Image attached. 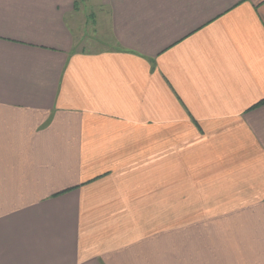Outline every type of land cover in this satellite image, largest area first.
I'll use <instances>...</instances> for the list:
<instances>
[{"label": "crops", "instance_id": "0c3cea01", "mask_svg": "<svg viewBox=\"0 0 264 264\" xmlns=\"http://www.w3.org/2000/svg\"><path fill=\"white\" fill-rule=\"evenodd\" d=\"M100 9L0 0V264H264V0Z\"/></svg>", "mask_w": 264, "mask_h": 264}, {"label": "rangeland", "instance_id": "374dc122", "mask_svg": "<svg viewBox=\"0 0 264 264\" xmlns=\"http://www.w3.org/2000/svg\"><path fill=\"white\" fill-rule=\"evenodd\" d=\"M100 8L101 0H78L76 16L78 20L77 30H79V33L76 34L78 39L81 40L80 43L87 49H96V47L100 48L104 44H107L102 34V31L106 27L104 21L106 11ZM67 17L70 20V16Z\"/></svg>", "mask_w": 264, "mask_h": 264}, {"label": "trees", "instance_id": "16d2710c", "mask_svg": "<svg viewBox=\"0 0 264 264\" xmlns=\"http://www.w3.org/2000/svg\"><path fill=\"white\" fill-rule=\"evenodd\" d=\"M263 103H264V99L259 103V105H260V104H263ZM255 106H256V105H255Z\"/></svg>", "mask_w": 264, "mask_h": 264}]
</instances>
